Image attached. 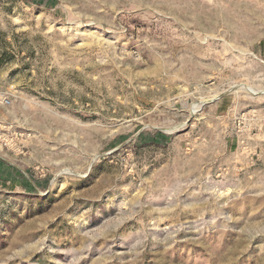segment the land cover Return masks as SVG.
Masks as SVG:
<instances>
[{
  "label": "rangeland",
  "instance_id": "obj_1",
  "mask_svg": "<svg viewBox=\"0 0 264 264\" xmlns=\"http://www.w3.org/2000/svg\"><path fill=\"white\" fill-rule=\"evenodd\" d=\"M0 264H264V0H0Z\"/></svg>",
  "mask_w": 264,
  "mask_h": 264
},
{
  "label": "water",
  "instance_id": "obj_2",
  "mask_svg": "<svg viewBox=\"0 0 264 264\" xmlns=\"http://www.w3.org/2000/svg\"><path fill=\"white\" fill-rule=\"evenodd\" d=\"M232 90H234V88H233V89H230V90H228V91L226 92V94H227V93H229V92H230V91H232ZM224 94H225V93H224ZM221 96H222V95H221ZM221 96H220V97H221ZM218 98H219V97H218ZM202 105H203V104H202Z\"/></svg>",
  "mask_w": 264,
  "mask_h": 264
}]
</instances>
